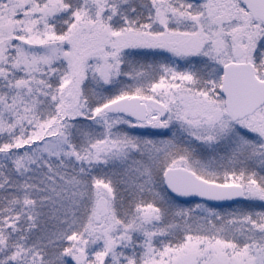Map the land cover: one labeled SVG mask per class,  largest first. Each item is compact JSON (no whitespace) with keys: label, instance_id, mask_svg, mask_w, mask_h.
I'll list each match as a JSON object with an SVG mask.
<instances>
[{"label":"snow or ice","instance_id":"1","mask_svg":"<svg viewBox=\"0 0 264 264\" xmlns=\"http://www.w3.org/2000/svg\"><path fill=\"white\" fill-rule=\"evenodd\" d=\"M0 264H264V0H0Z\"/></svg>","mask_w":264,"mask_h":264}]
</instances>
